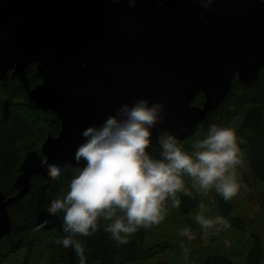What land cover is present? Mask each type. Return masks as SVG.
I'll return each mask as SVG.
<instances>
[{"label":"water","instance_id":"obj_1","mask_svg":"<svg viewBox=\"0 0 264 264\" xmlns=\"http://www.w3.org/2000/svg\"><path fill=\"white\" fill-rule=\"evenodd\" d=\"M0 0V80L35 63L42 81L29 91L34 105L61 121L42 154L30 150L17 175L18 192L0 186V240L15 230L12 201L48 180L42 160L74 162L82 130L102 123L124 103L162 102L167 119L154 129L179 139L191 134L239 83L264 68V0ZM203 13V18H201ZM203 93L202 105L193 103ZM46 186L37 190L36 225L58 226L47 211Z\"/></svg>","mask_w":264,"mask_h":264},{"label":"clouds","instance_id":"obj_2","mask_svg":"<svg viewBox=\"0 0 264 264\" xmlns=\"http://www.w3.org/2000/svg\"><path fill=\"white\" fill-rule=\"evenodd\" d=\"M201 6L214 10L215 0H199ZM130 7L136 0H128ZM203 18V13H201ZM167 119L162 102L139 98L122 104L102 123L82 130V142L74 153V164L67 160H42L46 174L53 180L71 179L67 191L58 194L47 211L63 214L64 236L56 243L71 248L86 264V248L77 236L90 237L104 222L103 231L118 245L129 242L140 229L160 225L171 207L181 206L180 194L191 196L185 177L201 195L214 190L225 202L245 188L238 169L245 162L241 148L244 137L230 126L211 124L206 135L184 150L180 139L161 131L154 140V129ZM195 222L205 231L231 228L230 221L218 215H204L205 205ZM37 225L35 231L40 230ZM189 229H185L187 235ZM185 248L184 253L187 255Z\"/></svg>","mask_w":264,"mask_h":264},{"label":"trees","instance_id":"obj_3","mask_svg":"<svg viewBox=\"0 0 264 264\" xmlns=\"http://www.w3.org/2000/svg\"><path fill=\"white\" fill-rule=\"evenodd\" d=\"M41 78L36 64L31 63L18 76L9 75L5 80H0V186L6 191L7 196L18 192L14 180L22 172L21 165L27 152L36 150L43 156V141L49 135L57 136L61 129L57 112L42 111L34 105L29 96V91L42 81ZM232 84L231 91L218 108L209 112L196 129L180 141L184 150L192 152L195 141L206 135L211 124L223 126L228 120L242 116L239 136L244 137L246 143L242 144L241 148L245 152L253 176L264 185V68L260 71L259 78L252 84L239 83L237 77ZM194 98L193 103L200 106L205 100L202 92ZM70 179V175H66L63 180H53L50 177L46 180L42 175H34L31 179V191L8 205L15 221V230L0 240V264L7 260V255L16 254L21 250L26 251L24 264H28L31 254L40 247L48 250L51 264H80L79 257L71 248L65 249L56 243L64 236V232L58 229V226L34 230L37 226L35 204L38 187L47 184L46 204L49 206L63 189H67ZM203 197L201 194L192 197L180 194L182 203L177 212L182 227L195 229L197 226L195 216L200 210V203H204ZM215 198L218 215L226 217L231 223L228 230L237 234L244 233L246 224L235 209V197L225 202L215 192ZM60 216L63 219L62 213ZM103 227L102 221L100 230L94 235L76 237L86 248V264H161V260L165 264L169 239L147 247V237L150 235L148 228L140 229L133 234L127 244L118 245L110 238V234L103 231ZM225 236L236 244L233 237ZM251 241L250 249L243 261L236 262L229 254L218 253L207 255L202 264H263L264 241L257 233H251ZM164 254L166 257L162 258ZM184 255L183 251L182 256Z\"/></svg>","mask_w":264,"mask_h":264},{"label":"rangeland","instance_id":"obj_4","mask_svg":"<svg viewBox=\"0 0 264 264\" xmlns=\"http://www.w3.org/2000/svg\"><path fill=\"white\" fill-rule=\"evenodd\" d=\"M242 116H237L226 122L223 126H230L239 130L242 125ZM239 176L245 188L241 189L239 195L235 197L236 211L245 221L246 229L237 234L227 230L216 232L215 229L207 232L198 223L194 230H189L185 235V227H182L179 221L177 208L171 207V201L167 202V215L165 220L158 226L150 228V235L147 237V247L156 245L157 243L169 239V249L167 250V258L165 264H202L207 255H215L218 253L229 254L232 260H245L248 250L250 249L251 233H257L264 241V185L260 183L250 171L249 163L245 158L243 166L239 169ZM185 181L192 192V196H197L200 193L192 188V181L185 177ZM63 189L61 192H65ZM206 211L204 215L209 218L218 216L216 210L215 191L212 190L203 195ZM200 213V210L196 215ZM228 235L236 240L234 244ZM173 238V239H172ZM171 239V240H170ZM187 249V255L182 256L184 249ZM49 252L47 249L40 247L36 248L31 254V259L28 264H51ZM26 251L7 255V260L3 264H24ZM162 261V260H161ZM163 264V262H161ZM145 264V263H144ZM264 264V261H263Z\"/></svg>","mask_w":264,"mask_h":264},{"label":"bare ground","instance_id":"obj_5","mask_svg":"<svg viewBox=\"0 0 264 264\" xmlns=\"http://www.w3.org/2000/svg\"><path fill=\"white\" fill-rule=\"evenodd\" d=\"M16 201V200H15ZM13 202V201H12ZM36 222V221H35Z\"/></svg>","mask_w":264,"mask_h":264}]
</instances>
